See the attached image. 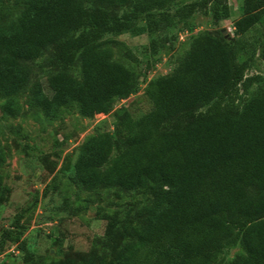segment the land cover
I'll return each instance as SVG.
<instances>
[{
	"label": "trees",
	"instance_id": "1",
	"mask_svg": "<svg viewBox=\"0 0 264 264\" xmlns=\"http://www.w3.org/2000/svg\"><path fill=\"white\" fill-rule=\"evenodd\" d=\"M175 1L25 0L15 18L0 22L4 112H21L18 95L31 80L28 62L53 48L57 70L45 84H33L30 104L49 118L72 103L84 116L107 114L116 100L140 88L137 71L114 59L107 33H152L211 2L216 20L232 14L228 0H197L163 11ZM127 3L132 8L122 15L111 12ZM263 19L264 0H244L235 21L240 36L196 35L175 69L145 86L148 112L134 117L123 110L115 138L99 132L80 146L76 184L139 190L147 198L122 215L105 216V245L118 248L113 264H221L236 246L241 251L225 264H264V87L246 96L262 80L247 70L258 50L264 60V38L256 46L243 37ZM242 52L249 56L240 61ZM77 62L79 77L71 72ZM4 160L0 143V203L8 192ZM22 216L16 227H22ZM12 236L10 228L3 232L0 254ZM82 264L100 263L92 253Z\"/></svg>",
	"mask_w": 264,
	"mask_h": 264
},
{
	"label": "rangeland",
	"instance_id": "2",
	"mask_svg": "<svg viewBox=\"0 0 264 264\" xmlns=\"http://www.w3.org/2000/svg\"><path fill=\"white\" fill-rule=\"evenodd\" d=\"M25 0H0V22L15 18ZM197 0H178L164 12H174L184 4ZM232 14L228 18H214L211 2L185 20L173 23L155 32L107 33L111 40L114 59L135 69L140 76L138 92L126 99L115 101L107 114L92 117L82 115L75 103L63 108L57 118L47 117L30 104L34 83L45 84L47 77L57 68L53 64L54 49L29 61L31 80L19 95L21 112H4V99L0 96V143L5 153L2 165L3 183L8 192L0 203V239L6 229L13 230L12 238L0 254L5 264H82L83 257L95 253L100 264H113L118 248L105 245L107 214H123L127 208L144 203L146 196L137 191L117 188L88 190L73 180L74 162L82 143L92 134L105 132L116 137L118 115L128 110L134 117L148 112L152 105L145 95V86L154 77L172 72L190 49L199 33L223 34L226 39L240 36L235 21L243 14L244 0H228ZM132 3L111 8L113 14L122 15ZM145 24L141 14L138 25ZM253 45L264 38V19L243 35ZM253 48V47H252ZM251 48V49H252ZM249 53L242 52V61ZM75 76L81 75L79 62L71 67ZM262 77L254 83L249 96L264 87V60L259 50L253 55L247 75ZM47 92H51L47 89ZM19 214L22 227L14 225ZM241 251L236 246L226 252L221 264L230 261Z\"/></svg>",
	"mask_w": 264,
	"mask_h": 264
}]
</instances>
